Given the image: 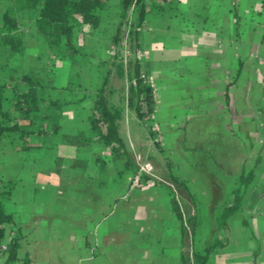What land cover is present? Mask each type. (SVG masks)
<instances>
[{
	"label": "crops",
	"instance_id": "1",
	"mask_svg": "<svg viewBox=\"0 0 264 264\" xmlns=\"http://www.w3.org/2000/svg\"><path fill=\"white\" fill-rule=\"evenodd\" d=\"M120 8L105 0L98 30L78 35L72 65L65 52L47 50L32 23L18 26L20 53L43 45L32 66L51 64L56 87L70 86L47 90L62 103L42 121L46 132L33 126L28 147L0 150V175L13 181L4 241L15 228L21 234L11 264L24 256L32 264H180L181 245L190 257L212 243L206 264H264V0L147 1L129 45L153 97L139 125L133 116L123 122L127 91L107 64L122 31ZM104 77L121 107L116 125L128 157L141 147L152 180L133 186L135 162L125 164L93 135L89 95ZM166 159L183 184L167 177ZM247 172L240 208L219 223L235 179Z\"/></svg>",
	"mask_w": 264,
	"mask_h": 264
},
{
	"label": "trees",
	"instance_id": "2",
	"mask_svg": "<svg viewBox=\"0 0 264 264\" xmlns=\"http://www.w3.org/2000/svg\"><path fill=\"white\" fill-rule=\"evenodd\" d=\"M5 0H0V2ZM10 4L0 11V57L10 53H20L23 46L21 37L16 33L18 26L32 23L36 33L43 36L45 45L49 52L56 53L60 58L64 52L70 58L71 65L76 63V57L81 52V45L78 44V35L85 29L87 33L96 32L100 23L99 10L105 0H6ZM149 0H119L121 8L118 11L120 21L119 28L123 25L127 8L133 4V21L131 25L134 31L131 33V40L134 38L136 29L142 22L146 3ZM13 4H17L13 8ZM15 6V5H14ZM13 11V12H12ZM119 29L114 36L115 45L119 41ZM116 66L121 74L118 63H109ZM7 63H0V69L5 68ZM53 68L51 64L38 67H29L22 73L19 81L10 83L0 80V150L6 143L21 142V148L28 147L25 143L26 136L35 130L46 132L42 121L50 117L61 106L57 98H46L48 89H60L63 86H53L50 81ZM137 62L131 63L128 74L127 105L135 112L137 118H146L153 108V97L150 86L139 78ZM112 91L107 77L101 80L95 92L90 96L91 105L88 115V123L93 135L105 147L110 154L124 158L127 165H133L129 159L124 143L117 131L116 120L120 118L121 107L111 102L107 93ZM73 101V100H69ZM39 121V122H38ZM151 133V132H150ZM154 144H157L154 141ZM168 167V165H167ZM133 172L137 181L147 182L151 178L144 174H137V167L133 165ZM169 179L176 183L175 175L169 173ZM251 173L240 174L235 179V184L230 191L229 197L224 201L216 220L224 224L225 219L233 215L241 206L243 191L250 182ZM152 180V179H151ZM139 182V183H140ZM12 183L4 180L0 175V242L4 241L7 227L11 224V215L3 210V201L10 194ZM172 210L175 217L181 220L179 207L175 200L172 201ZM192 227L190 232H192ZM11 236L6 239L7 254L4 264H11L16 259V251L19 245L21 234L18 229H13ZM181 235H184L186 228L183 221L180 223ZM216 243L209 244L200 250H192L190 257L184 253L183 246H180V264H206L208 254ZM21 264H32L27 256L21 258Z\"/></svg>",
	"mask_w": 264,
	"mask_h": 264
},
{
	"label": "rangeland",
	"instance_id": "3",
	"mask_svg": "<svg viewBox=\"0 0 264 264\" xmlns=\"http://www.w3.org/2000/svg\"><path fill=\"white\" fill-rule=\"evenodd\" d=\"M9 4L10 3L8 1H6V0L0 2V11H2L4 9V7H6V5L8 6ZM12 6H13V8H16L17 4H13ZM43 48H44L43 45L40 44L39 49H36V50H29V51L27 50L26 52L23 51L22 53L17 54V55H15V53H10L9 55H6V56L2 55L0 57V63H5L7 60H9L10 64H8L5 68L0 69V80L8 81L10 83H15L16 81H18V79L20 78L21 74L26 72L27 69L30 66H32V63H34V61H35L34 60L35 59L34 56L39 54V53H41V52H43ZM58 52L59 51H57L56 53H58ZM14 62L16 63V65H13ZM107 64L112 69L117 70L116 66L114 67L113 65H110L109 63H107ZM47 65H49V64H47ZM130 67H131V60L130 59L127 61L126 65L124 67L120 66V70L122 71L121 75L123 77L122 78L123 79V87L125 89L127 88V85L129 83L128 74L130 72ZM59 68L60 67L58 66L56 68V70L59 71L60 70ZM59 80H60L59 77L54 78L52 76L50 83L53 86H57L59 84ZM71 81H73L72 77L70 78V82L69 83H71ZM111 88H112V91H115V88H113V87H111ZM81 89L83 90V88H81ZM117 90H118V92L121 91L120 88H118ZM112 91H110V93ZM47 93L48 92L45 93V97L46 98H47ZM50 98L52 99L53 97H50ZM124 113H126V115H124ZM132 116L138 121L139 118H137L135 112L132 111V108L130 106H128L127 110H125L123 112V122H125L124 118H127V121L129 122V119ZM139 123L140 122L138 121L137 125H139ZM137 128H139V127L137 126ZM138 149H139L138 150L139 154H137L136 156H133V158H132V155H131L132 153H130L131 151L129 152V154L131 156V159H132V162L133 163L135 162V167L138 168V166H140V165L143 166L145 164H150V163H148L150 161H147L146 158L144 157L145 154L142 152V148L139 147ZM163 164H164V162H163ZM160 165H161V161H160ZM165 165L166 166L168 165V167H167V170H168L167 177L169 178V173L174 175L175 169L171 166L172 163L168 159L165 160ZM155 170H157V168H155ZM151 171H152V166H151L150 172ZM9 181L12 183V186H13V181L12 180H9ZM139 182L140 181H137V178L134 177V180L132 181V184H133V186H136V185H138ZM152 182H154V181H152ZM154 183H157V182H154ZM169 189H170V191H172V193H171L172 197L176 198L177 196L175 194L174 186H172V184H171V186H169ZM186 227H188V226H186Z\"/></svg>",
	"mask_w": 264,
	"mask_h": 264
},
{
	"label": "built area",
	"instance_id": "4",
	"mask_svg": "<svg viewBox=\"0 0 264 264\" xmlns=\"http://www.w3.org/2000/svg\"><path fill=\"white\" fill-rule=\"evenodd\" d=\"M133 9L134 5L131 4L126 11V16L123 20L122 31L120 33L119 41L117 46L113 45L111 47V63H118V65L124 67L127 61L130 59V41H131V33L135 30L133 25H131L133 21ZM139 78H141L144 82L146 80V76L140 72ZM151 166L149 164H145L143 166H138L137 174L144 173L150 174ZM136 177V175H135ZM7 254V244L5 241L0 242V264H4V260Z\"/></svg>",
	"mask_w": 264,
	"mask_h": 264
}]
</instances>
